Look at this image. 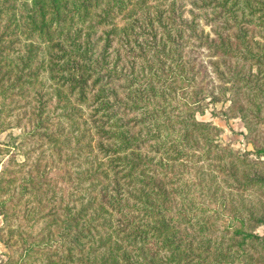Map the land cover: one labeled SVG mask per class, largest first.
Here are the masks:
<instances>
[{
    "label": "rangeland",
    "instance_id": "374dc122",
    "mask_svg": "<svg viewBox=\"0 0 264 264\" xmlns=\"http://www.w3.org/2000/svg\"><path fill=\"white\" fill-rule=\"evenodd\" d=\"M24 1L0 0V6L15 7L9 12L13 16L20 13ZM145 2L153 13L164 10L168 14L176 7L184 19L174 22L184 26L176 28L181 37L174 33L172 51L166 54L148 47L151 37L146 35L137 39L143 42L141 49L133 33L131 45L136 56L146 58L136 59L133 67L121 35H111L112 48L106 44L107 30L114 24L123 29L129 23L123 14L113 25L96 27L87 41L95 71L88 76L82 100L78 91L60 86L41 67L48 61L47 54L44 46L35 44V36L18 32L5 41L10 49L1 55L0 76L6 74L1 84L6 86L8 79L14 78L17 67L21 70L23 62L17 60L21 56L31 57L26 72L32 73L22 78L23 87L17 85L6 94L0 87V173L12 174L16 180V185L11 182L0 192V264H7L10 254H19L27 240L34 242L35 236L46 232L45 222L55 220L59 202L93 200V186L111 193L117 179L125 174L122 167L114 168L120 161L112 160L136 156L151 159L159 170L164 168L179 177L174 183L160 173L156 175L169 190L168 205L173 210L163 220L179 218L184 227L177 230L183 233L185 225L192 227L195 253L201 252L198 246L203 242H211L212 259L228 264H264V239L240 245L239 239L232 238L240 226L264 237V154L259 152L264 146V60L259 66L254 59L225 55L217 47L219 32L231 36L235 46L245 37L256 53L255 42L264 44V17L258 8L256 17L244 16L238 10L237 21L227 22L228 29H222L224 22L210 0ZM18 25L22 30L25 22ZM162 30L158 26L159 38ZM140 33L144 31L140 29ZM169 55L182 60L173 75L165 60ZM164 65L168 66L166 71H162ZM39 67L37 75L34 71ZM151 75L169 80L148 84ZM145 98L150 99L149 105ZM41 105L43 114L39 115ZM153 109L157 119H146ZM197 120L208 124H198ZM122 137L132 140V147H119ZM216 142L221 146H214ZM114 148L120 151L112 153ZM142 172L140 167L135 170L139 180H145ZM32 177L36 184L27 180ZM95 177L104 182L95 181ZM247 178L257 180L244 184ZM129 179L120 181L128 183ZM150 197L159 203L157 196ZM187 217L191 221L185 222ZM187 234L191 238L190 232ZM22 235L27 239L21 247L17 237ZM9 240L14 248L9 247ZM149 241L155 245L154 238ZM115 262L123 264L118 258L103 264ZM23 264L39 261L30 259Z\"/></svg>",
    "mask_w": 264,
    "mask_h": 264
},
{
    "label": "trees",
    "instance_id": "16d2710c",
    "mask_svg": "<svg viewBox=\"0 0 264 264\" xmlns=\"http://www.w3.org/2000/svg\"><path fill=\"white\" fill-rule=\"evenodd\" d=\"M145 1L25 0L20 6V13L15 14L14 12L13 16H9L11 14L9 12L12 9L15 10V7L10 9L1 5L0 63L3 59L2 53L5 52V49H10L9 45L4 44L5 41L10 40V37H14L13 35L18 32L30 37L35 36L37 39L35 44L38 43L44 46L42 50L47 54L48 61L46 65L41 67L47 69L51 77L60 82V86L68 85L73 92H79L81 100L85 99L84 87L87 85L88 76L95 71V60L91 56L87 41L96 27L113 25L117 22L120 14H123V18L129 23L123 29H118L114 24L107 30L105 32L106 44L111 47L113 36L116 34L121 35L119 38L122 41L124 38L127 44V47H124L125 50L128 49L125 55L133 61V67H135L134 62L136 59H146L145 56H136L133 50L134 46L131 45L133 33L137 42V39L144 35L151 37V40H147L151 41L148 42V47L166 54L172 51L170 45L172 41L170 40L174 39V33L177 38L181 37V30L179 32L176 28L180 29L184 26L174 23L176 19H178V22L184 20L177 12L178 9L175 7L168 14L164 10L153 13L146 9L145 5L147 3ZM208 3H215L217 14L224 22L220 26L222 29H228L227 22L237 21L239 18L238 10L242 11L244 16L248 13L251 17H256V11L259 9L261 17H264V0H210ZM20 21L25 22L22 30V26L18 25ZM12 23H14V26H11ZM144 26H146V30ZM158 26L163 29L161 38H159ZM135 27L137 30L133 29ZM140 29L144 31L143 34L140 33ZM134 30L138 32H134ZM217 35L219 37V46H217L219 51L225 55L236 54L241 58L254 59L259 66L262 65L264 44L255 42L258 49L255 53L245 37H241L239 44L235 46L231 36L227 35L225 37L219 32H217ZM142 43L138 42L141 49ZM117 57L122 59L119 53ZM168 57L165 60L169 62L167 64L169 67L164 65L162 71H166L168 67L171 75H173L174 67H178L182 60L178 61L175 56L171 55ZM30 58L21 56L20 59H17L23 62L21 70L18 69V64H16L17 72L14 78L8 79L6 86L1 84L6 74L0 76V87L3 86L2 94L8 93L10 88L12 89L17 85L23 87L25 81L22 78L32 73L26 72L27 65H31L28 62ZM15 62L13 61V63ZM10 63H12V60ZM2 67L3 64L1 63L0 72ZM34 73L39 75L41 73L40 67ZM148 78L149 76L146 79ZM150 78L152 80L148 84H154L155 80L158 82L169 80V77L162 79L161 76L156 75H151ZM143 100L148 101L146 102L147 105L151 103L149 98ZM181 107L184 108L182 104ZM39 111V115H42V105ZM146 119L151 121L157 119L155 109L150 110V115ZM201 122L204 123V121L197 120L198 124ZM204 124L207 125L208 123ZM103 133H105L104 130ZM122 140L123 142L119 147H132V140L125 137H122ZM214 146L219 147L221 145L216 142ZM103 149L109 150V148L104 147ZM119 151V148H114L112 153H118ZM259 152L264 154V146ZM112 161H120L118 164H114V168L122 167L121 169L125 171V174L117 179L111 193L103 189L96 190V187L93 186L90 188L95 195L93 200L90 198L81 204H76V200L74 202H59L56 209L60 212L53 214V219H55L53 222H45L46 232L35 236L34 242L26 241L27 237L23 235L17 237V243L21 247V243L26 241L23 250L15 256L10 254L5 263L23 264L26 260L35 259L39 261V264H103L108 263L111 259L117 260L118 258L123 261V264H228L226 260L220 258L212 259V256H210L211 250L209 249L211 242H203L202 246H198L201 252L195 253L193 245H195L196 237L195 233H191L192 227L185 225V233L177 230V227H184L182 220L174 216H169L170 219L163 220V217L173 212V210L168 205L169 190L163 182L156 178V175L160 173L165 179H171L174 183L177 182L179 177L164 168L159 170L157 168L159 165L153 164L151 159L142 156H136L133 159L118 158ZM160 162L163 163V161ZM138 167L143 170L141 177L145 180H139L135 176V170ZM116 172L120 173L119 170H116ZM7 175L9 174L5 172L0 173V192L5 191L7 185L11 182L16 185V180L12 174ZM125 177L130 178L127 181L128 183L120 181ZM94 179L95 181L104 182L100 177ZM27 180L36 184L33 177L27 178ZM256 180L247 178L244 184L256 182ZM136 185H140V187H135ZM21 187L23 190H27L26 185H21ZM75 192H78L77 188L71 194L74 196ZM88 192L90 190H87ZM98 195H101L99 199H97ZM151 195L157 196L158 204L150 200ZM114 215H116V218H112ZM44 217H46L45 213L43 214ZM5 220L8 222L6 217ZM189 221H191V217H187L185 222ZM189 232L191 238L187 234ZM13 234H15V230H12ZM232 235V238L240 240V245L241 242L254 243L257 240L264 239L263 236L244 229V226L235 228ZM152 238H154L155 245L152 241H149V244L147 243ZM8 245L14 248V244L10 240ZM184 249L192 252H183ZM227 249L231 251V247ZM168 251L171 254H166ZM115 264L118 263L115 262Z\"/></svg>",
    "mask_w": 264,
    "mask_h": 264
}]
</instances>
